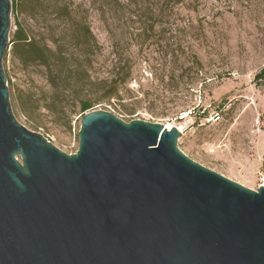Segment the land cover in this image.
<instances>
[{"label": "water", "instance_id": "1", "mask_svg": "<svg viewBox=\"0 0 264 264\" xmlns=\"http://www.w3.org/2000/svg\"><path fill=\"white\" fill-rule=\"evenodd\" d=\"M10 15L0 0V264H264V186L188 158L176 127L94 110L65 154L20 124Z\"/></svg>", "mask_w": 264, "mask_h": 264}, {"label": "rangeland", "instance_id": "2", "mask_svg": "<svg viewBox=\"0 0 264 264\" xmlns=\"http://www.w3.org/2000/svg\"><path fill=\"white\" fill-rule=\"evenodd\" d=\"M61 1L87 10L99 46L90 76L92 111L166 127L182 125L175 122L177 115L194 109L198 115L178 139L179 150L246 189L259 187L264 175V79H258L264 71V0ZM10 20L9 40L16 20L27 23L12 12ZM2 66L16 120L63 153H75L80 115H71L67 126L38 109L33 115L39 128L34 127L19 97L26 102L29 93L50 88L40 70L21 69L9 54ZM113 83L116 90L110 88ZM208 104L222 109L221 122L203 123L199 114Z\"/></svg>", "mask_w": 264, "mask_h": 264}, {"label": "trees", "instance_id": "3", "mask_svg": "<svg viewBox=\"0 0 264 264\" xmlns=\"http://www.w3.org/2000/svg\"><path fill=\"white\" fill-rule=\"evenodd\" d=\"M119 1L134 0L112 2ZM11 12L23 15L27 23L15 21L3 62L9 54L21 69L40 70L50 88L47 92L29 93L26 102L19 97L27 120L39 128L33 114L42 109L54 119L65 120L63 124L68 126L74 113L81 118L92 111L95 101L90 99V76L99 46L88 25L87 10L69 1L11 0ZM262 78L264 71L258 75L260 81ZM117 87L116 83L110 86L113 90ZM62 103L70 104L71 109H64Z\"/></svg>", "mask_w": 264, "mask_h": 264}, {"label": "built area", "instance_id": "4", "mask_svg": "<svg viewBox=\"0 0 264 264\" xmlns=\"http://www.w3.org/2000/svg\"><path fill=\"white\" fill-rule=\"evenodd\" d=\"M197 115L198 113L194 109L180 112L175 119V122H180V124H182L181 125L182 130L179 132L183 134V132L185 131L186 125L190 124L191 120L195 119ZM199 115H203L204 124L206 123V124L212 125V124H216L222 121V109L219 108L218 106H212L210 104L204 105L202 106V111ZM174 125L179 126L178 124H174ZM261 166H264V159L261 161ZM262 186H264V175H261V179H260L259 187H262Z\"/></svg>", "mask_w": 264, "mask_h": 264}, {"label": "bare ground", "instance_id": "5", "mask_svg": "<svg viewBox=\"0 0 264 264\" xmlns=\"http://www.w3.org/2000/svg\"><path fill=\"white\" fill-rule=\"evenodd\" d=\"M174 126H176V128H177L178 131H181L182 130L181 125L177 126V125H174V124H172V125L169 124V125L166 126V128L167 129H170V128L174 127Z\"/></svg>", "mask_w": 264, "mask_h": 264}]
</instances>
